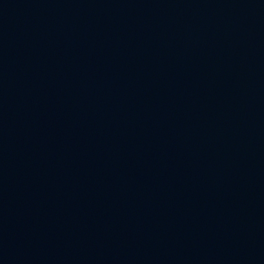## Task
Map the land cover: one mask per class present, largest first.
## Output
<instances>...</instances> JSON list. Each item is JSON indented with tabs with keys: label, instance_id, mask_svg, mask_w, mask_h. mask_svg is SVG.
I'll return each mask as SVG.
<instances>
[{
	"label": "water",
	"instance_id": "obj_1",
	"mask_svg": "<svg viewBox=\"0 0 264 264\" xmlns=\"http://www.w3.org/2000/svg\"><path fill=\"white\" fill-rule=\"evenodd\" d=\"M0 264H264V0H0Z\"/></svg>",
	"mask_w": 264,
	"mask_h": 264
}]
</instances>
